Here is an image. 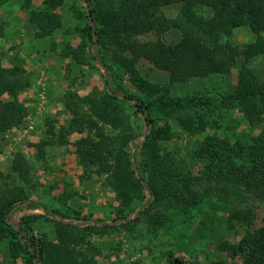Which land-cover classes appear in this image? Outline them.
<instances>
[{"label": "trees", "instance_id": "trees-1", "mask_svg": "<svg viewBox=\"0 0 264 264\" xmlns=\"http://www.w3.org/2000/svg\"><path fill=\"white\" fill-rule=\"evenodd\" d=\"M8 1L0 0V5ZM65 1L46 0L41 15L30 14L37 38L52 37L61 28L56 11ZM76 1L82 9L79 19L86 23L79 31L81 51L88 48L105 88L90 110L104 127L94 128L82 112V103L68 98L66 107L73 120L85 126L58 130L49 122L45 137L33 148L35 158L44 161L51 148L69 145L73 132H87L74 143L77 165L85 175L103 179L111 189L119 203L116 217L89 220L77 212L30 201L21 187L32 182L34 166L23 153H17L10 166L11 182L0 188V246L5 242L14 245L23 254L24 264H99L101 251L92 241L96 228L132 234L146 224L150 232H157L170 215L187 214L201 203L215 201L226 210L229 228L244 231L238 243L220 244L219 250L235 259L256 242L258 251L247 264H264V226L251 231L258 209L264 211V127L244 142L218 135L190 140L188 151L200 165L194 170L163 146L173 138L164 118L194 137L206 131L209 118L225 102L236 106L249 123H264V84L249 66L251 60L264 55V0ZM31 4L32 0H26L23 8L28 10ZM167 8L180 9L178 17L168 19ZM201 9L212 10L213 16L200 14ZM243 27L256 40L240 49L233 45L232 36ZM170 29L181 33L176 44L138 40ZM69 51L80 57L79 51ZM108 55L120 64L123 76L108 65ZM240 59L243 62L238 68ZM141 60L169 73L173 83L190 77L229 76L238 69L237 83L228 95L172 96L168 88L139 74ZM29 86L30 77L22 67L5 68L0 62V133L23 122L18 95ZM4 96L9 99L3 100ZM133 116L141 120L143 131L135 130ZM17 187L20 198L8 190ZM43 220L53 224L52 238L40 233Z\"/></svg>", "mask_w": 264, "mask_h": 264}, {"label": "rangeland", "instance_id": "rangeland-1", "mask_svg": "<svg viewBox=\"0 0 264 264\" xmlns=\"http://www.w3.org/2000/svg\"><path fill=\"white\" fill-rule=\"evenodd\" d=\"M45 1L32 0L28 10L23 8L26 0H10L0 5V62L5 68L18 65L30 77V86L18 95L23 122L7 133H0V188L11 182V162L17 153H23L34 166L32 182L21 187L26 198L70 214L77 212L89 220L112 221L119 207L113 192L103 179L85 175L77 165L74 143L87 136V132H73L69 137L70 144L51 148L44 161L35 158L33 145L45 137L49 122L58 130L75 131L85 126L73 120L72 112L66 107L68 98L82 103V112L94 128L104 127L90 110L105 94V88L88 48L81 51L79 31L86 24L79 19L82 9L76 0H66L64 6L56 11L61 16V28L52 37L39 39L36 37L37 28L30 22V14L36 12L41 15ZM164 10L166 17L173 20L178 17L180 9ZM199 13L213 16L210 9H201ZM181 39V33L175 29L138 37L141 42L163 41L167 45L176 44ZM255 40L256 36L247 27L233 32L232 43L240 49ZM69 49L79 51L80 57H73ZM107 61L123 76L120 64L111 55ZM238 62L240 68L243 61L240 59ZM249 66L264 84V55L251 60ZM137 70L144 79L168 88L172 96L179 97L196 93L228 95L233 91L238 76V69H235L229 76L190 77L186 82L173 83L169 73L147 61L141 60ZM8 99L9 96L3 97L5 101ZM215 112L208 120L206 131L194 137L175 121L164 118L171 125L173 135L172 140L163 144L164 148L177 157L176 160H182L194 170L200 165L188 151L190 140L218 135L232 142H244L248 136L259 134L264 127V123L252 124L244 120L238 108L230 102L221 104ZM127 113L132 114L131 111ZM131 120L136 131L144 130L141 120H135V116ZM112 134L117 135L118 131ZM8 190L15 198L21 197L19 187ZM168 219L157 232H150L146 224L132 234L124 230L96 228L92 241L101 251L97 257L99 264H210L212 261L247 264L258 251L256 242L235 259L219 250L220 244L238 243L244 231L229 228L226 210L215 201H206L187 214L170 215ZM263 226L264 211L258 209L251 231H258ZM38 229L41 234L54 236L52 223L43 220ZM0 264H24L23 254L5 242L0 246Z\"/></svg>", "mask_w": 264, "mask_h": 264}]
</instances>
